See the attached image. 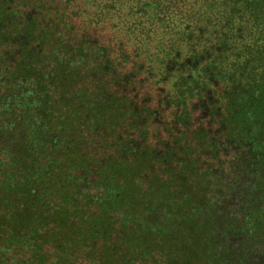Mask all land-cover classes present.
I'll use <instances>...</instances> for the list:
<instances>
[{"label":"trees","instance_id":"obj_1","mask_svg":"<svg viewBox=\"0 0 264 264\" xmlns=\"http://www.w3.org/2000/svg\"><path fill=\"white\" fill-rule=\"evenodd\" d=\"M88 1L0 0V264H264V0Z\"/></svg>","mask_w":264,"mask_h":264},{"label":"rangeland","instance_id":"obj_2","mask_svg":"<svg viewBox=\"0 0 264 264\" xmlns=\"http://www.w3.org/2000/svg\"><path fill=\"white\" fill-rule=\"evenodd\" d=\"M78 1L80 2V0ZM147 1L148 0H89L88 3L85 2L83 9H86L85 13H89L90 11L92 13H94V11L98 12L100 29L103 34L108 35L107 37L109 39L112 40L113 38L118 44H123L127 48L130 47L129 49H132V46L137 44L136 46L144 49L147 48L151 53H154L157 51L156 47L158 45H169L174 41L177 31L173 27L178 24H166L171 27L169 28L164 25V23L158 21L157 18L147 15ZM150 1L152 2V0ZM156 1L158 0H155V2ZM184 1L185 2L178 4L179 7H175L177 3H174V1H166V4L172 7L170 13L171 19L174 21L179 19L184 20V15L178 17L176 11L187 13L189 7L197 0ZM85 15L89 18L87 14ZM111 19H113V23L120 22L119 25L115 27L110 21ZM166 22L169 23V21ZM127 27L131 28V32H127ZM204 36L207 38L206 36L208 35L205 34ZM182 50L186 53L185 47H183ZM199 50L201 49H197V51ZM150 52L149 54H151ZM143 55L147 56L145 53H143ZM204 64L205 61L202 65Z\"/></svg>","mask_w":264,"mask_h":264}]
</instances>
